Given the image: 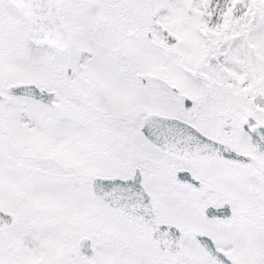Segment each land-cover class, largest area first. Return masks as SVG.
<instances>
[{
    "label": "snow or ice",
    "instance_id": "6c2138e0",
    "mask_svg": "<svg viewBox=\"0 0 264 264\" xmlns=\"http://www.w3.org/2000/svg\"><path fill=\"white\" fill-rule=\"evenodd\" d=\"M0 264H264V0H0Z\"/></svg>",
    "mask_w": 264,
    "mask_h": 264
}]
</instances>
